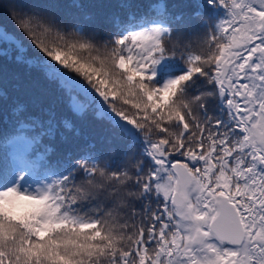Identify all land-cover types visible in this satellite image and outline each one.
I'll list each match as a JSON object with an SVG mask.
<instances>
[{
	"label": "snow or ice",
	"instance_id": "1",
	"mask_svg": "<svg viewBox=\"0 0 264 264\" xmlns=\"http://www.w3.org/2000/svg\"><path fill=\"white\" fill-rule=\"evenodd\" d=\"M0 13V264H264V0Z\"/></svg>",
	"mask_w": 264,
	"mask_h": 264
},
{
	"label": "trees",
	"instance_id": "2",
	"mask_svg": "<svg viewBox=\"0 0 264 264\" xmlns=\"http://www.w3.org/2000/svg\"><path fill=\"white\" fill-rule=\"evenodd\" d=\"M0 24H6L9 30H12L11 21H9L3 13H0ZM3 45H0V48H2ZM0 73L3 74L5 79V84L8 88V90L11 92L12 85L20 81L24 84L32 85L36 90H44L47 89L49 86L46 85L35 73H30L29 70L23 66H19L15 63L9 62L7 60H4L3 57H0ZM13 95H16V93H12ZM22 99H27L28 97L21 94ZM66 101L64 102L65 107L64 111L67 112L66 108ZM8 124L7 115L5 114L2 117V123H0V128L6 127ZM87 128L95 129V132L92 136L89 137V140H94L96 142L97 148L102 149L105 147L100 142V136L101 132L98 128V126L93 125L91 121H87L86 125ZM4 151L3 143L0 142V153Z\"/></svg>",
	"mask_w": 264,
	"mask_h": 264
}]
</instances>
